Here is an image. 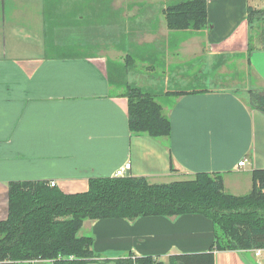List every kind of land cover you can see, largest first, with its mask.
<instances>
[{"label":"crops","instance_id":"crops-1","mask_svg":"<svg viewBox=\"0 0 264 264\" xmlns=\"http://www.w3.org/2000/svg\"><path fill=\"white\" fill-rule=\"evenodd\" d=\"M205 1L207 27L177 31L166 26L164 0H0L3 38H35L0 48V220L8 213L10 181L46 180L64 193L83 192L91 177H112L127 161L130 176L150 183L220 172L225 192H249L251 171L264 168V113L240 93L264 87V16L250 18L248 11L264 9V0ZM68 21L65 36L73 45L103 38L101 49L49 47V28ZM80 21L90 26L79 28ZM93 25L103 35H92ZM130 53L153 57L143 68L156 69L158 78L141 87L160 94L169 137L129 131L122 94L128 80L117 75L124 68L123 77L131 78L130 68H139L127 62ZM115 54L124 57L117 63ZM245 75L244 89L207 86L209 76L230 84ZM160 80L195 92L166 96ZM83 227L93 252L110 260L131 251L166 262L170 254L207 250L214 237L212 221L197 213L85 220ZM244 253L215 251L214 264H251Z\"/></svg>","mask_w":264,"mask_h":264},{"label":"trees","instance_id":"trees-1","mask_svg":"<svg viewBox=\"0 0 264 264\" xmlns=\"http://www.w3.org/2000/svg\"><path fill=\"white\" fill-rule=\"evenodd\" d=\"M162 10L170 30L207 27L205 0H170ZM248 11L250 18L264 15L262 9ZM191 92L195 91H165L164 95ZM246 92L248 106L264 113V87ZM122 94L127 99L131 134L155 139L170 136V120L159 93L127 82ZM188 213L212 221L213 242L205 251L170 254L166 262L131 251L121 258H103L92 250V235L79 234L85 220ZM254 249L264 250V168L251 171V188L242 196L224 191L220 172H196L165 183H150L143 176L91 177L88 189L77 193H64L46 180L10 181L8 213L0 220V264L34 260L52 264H214L215 251Z\"/></svg>","mask_w":264,"mask_h":264},{"label":"rangeland","instance_id":"rangeland-1","mask_svg":"<svg viewBox=\"0 0 264 264\" xmlns=\"http://www.w3.org/2000/svg\"><path fill=\"white\" fill-rule=\"evenodd\" d=\"M170 0H164L163 2V5L165 6ZM262 9V8H261ZM260 9V10H261ZM264 10V9H262ZM264 15H262L263 17ZM256 19H259L258 16H256ZM262 19V18H261ZM260 20V19H259ZM69 23H66V22H62V24L59 25L58 28H55L53 26V28H49V31H48V39H47V44L48 46L50 47V44L54 46H56L57 44L58 45H61L62 47H72V46H75L76 44H79V45H76L75 47L77 48H81V50H79V54L82 53L83 51H87L88 54H94L96 53V49H98L97 47H99V49H101L100 47V44L102 45V42L104 41V39H94V37H92L90 40L88 41H91L90 43H86V41H82L83 39H77V42L73 45V40H70L69 37L70 35H68V37H66L67 35V32H65L66 30V27H71L73 22L71 21H68ZM2 25H4V23H2V17L0 16V48H1V45L2 44H7L8 46L14 44V45H21L23 42L26 43V42H33L35 40V38H32V39H28V38H24V39H21V38H8L6 36V40L3 38V31L4 28H2ZM99 26H102L101 23L97 24V27ZM261 25V24H260ZM87 26H90V23L89 22H81L79 23V28H84V27H87ZM94 29H91V33L92 35H103V33L95 26L93 25L92 26ZM82 33H85V30H82ZM81 33V32H80ZM66 35V36H65ZM71 38V37H70ZM99 43V44H98ZM87 44V45H85ZM90 47H86V46H89ZM80 46V47H79ZM98 49V50H99ZM134 50H136V48L134 47ZM37 54H39L38 52L37 53H32V56H37ZM131 54V53H130ZM26 55V54H24ZM49 55H54V53L52 52H49ZM69 55H72L71 53ZM121 56L122 58L124 57V54L123 55H120V54H115L113 55V58L117 61H121ZM127 58V62H129L130 60H133L134 62L136 61L137 62V67L139 66V68L136 70V69H133L131 70L130 68V76L131 78H128V77H123V69L120 71V74H122V76L117 75V77L120 79L122 78L123 80L126 79L128 80V84H136V85H139V86H147L148 83L150 84V82H152L153 78L154 79H157L158 78V71L156 69H151L150 71L149 70H145L143 67L145 66V64H153L154 63V60H153V57L152 55H149V58L147 59L145 56H139V55H136V54H131L129 55V57H126ZM126 66V64H125ZM211 75V74H210ZM166 75H163V81H166ZM247 75L243 76L244 79H242L241 82H234V83H230V84H227L226 82H221V80H219L217 77L218 76H212L210 77L209 76V79L206 80L208 81L207 83V86L208 88L210 87H213V88H222L223 90L224 89H230V90H237V88L239 89H244L246 86L243 85V82L247 79L246 77ZM211 78V81H209ZM129 79H131V82L129 81ZM161 81V80H160ZM163 81H161V87L159 86L160 89H164L166 91H176V90H173L174 88L172 86H169L168 84L166 83H163ZM248 81V80H247ZM125 80L122 82L123 83H127ZM254 84H258L255 80H253ZM177 87L180 86V84L177 83ZM166 87L169 88V90L166 89ZM176 88V87H175ZM163 92V91H162ZM165 93V91H164ZM163 93V94H164ZM241 96L243 97H247L246 93L245 92H241L240 93ZM247 211V210H245ZM79 234H82V235H90V233L86 230V227H83L81 228V230L79 231ZM253 252V251H252ZM252 252H248V251H245V256L249 259V261L251 263H256L258 262L259 260H261V262L264 263V251H262L261 253V256H257L256 253H252ZM24 264V263H22Z\"/></svg>","mask_w":264,"mask_h":264},{"label":"built area","instance_id":"built-area-1","mask_svg":"<svg viewBox=\"0 0 264 264\" xmlns=\"http://www.w3.org/2000/svg\"><path fill=\"white\" fill-rule=\"evenodd\" d=\"M244 164H245V160H240L238 163L240 167L243 166ZM130 169H131V162L127 161L115 170L113 176L114 177L130 176ZM49 185L54 186L55 182H50ZM253 252L256 253L257 256H261L262 249H258V250L254 249Z\"/></svg>","mask_w":264,"mask_h":264}]
</instances>
